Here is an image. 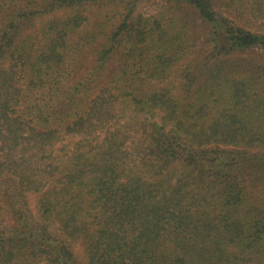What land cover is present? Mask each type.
Returning <instances> with one entry per match:
<instances>
[{
  "label": "trees",
  "instance_id": "obj_1",
  "mask_svg": "<svg viewBox=\"0 0 264 264\" xmlns=\"http://www.w3.org/2000/svg\"><path fill=\"white\" fill-rule=\"evenodd\" d=\"M0 264H264V0H0Z\"/></svg>",
  "mask_w": 264,
  "mask_h": 264
},
{
  "label": "rangeland",
  "instance_id": "obj_2",
  "mask_svg": "<svg viewBox=\"0 0 264 264\" xmlns=\"http://www.w3.org/2000/svg\"><path fill=\"white\" fill-rule=\"evenodd\" d=\"M152 8H153V5H152ZM76 247H77V249H78V245H77Z\"/></svg>",
  "mask_w": 264,
  "mask_h": 264
}]
</instances>
